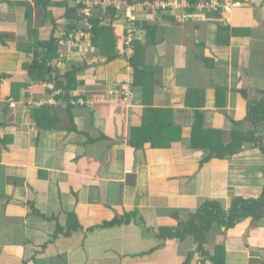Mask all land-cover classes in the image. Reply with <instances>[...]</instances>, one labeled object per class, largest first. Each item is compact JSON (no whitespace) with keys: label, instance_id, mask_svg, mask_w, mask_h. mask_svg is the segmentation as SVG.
I'll return each mask as SVG.
<instances>
[{"label":"crops","instance_id":"obj_1","mask_svg":"<svg viewBox=\"0 0 264 264\" xmlns=\"http://www.w3.org/2000/svg\"><path fill=\"white\" fill-rule=\"evenodd\" d=\"M88 1L100 3L93 9L100 26L113 29L120 55L113 61L92 46L91 29L80 30L87 33L82 48L68 44L72 21L64 11ZM162 1L182 7L158 13L139 2L126 7L120 0H54L40 16L51 24L54 16L56 25L38 28L32 24V10L39 9L34 0H0V264H183L194 240L159 239L160 229L178 228L208 200L228 210L234 198L262 195L259 148L244 144L235 155L226 150L206 159L211 149L247 132L248 105L264 96V0H195L198 6L217 1L219 10L191 15L185 0ZM114 7L120 13L113 20L107 10ZM132 17L158 24L157 45L149 46L141 27L135 45L126 44ZM50 36L60 40L61 59L54 65L61 74L72 62L88 66L72 103L56 99L61 93L53 83H33L25 69L41 51L37 43ZM142 48L147 53L140 59L156 71V86L148 93L131 87L129 101L111 95L112 88L133 82L127 55ZM218 88H224L220 94ZM73 103L77 131L69 129L67 106ZM46 104L56 108L57 129L52 120V128L36 125L33 114ZM196 112L203 115L202 128L192 141ZM146 118L152 126L157 120L180 128L181 139L163 148L131 147V141L158 138ZM162 137L158 141L168 144L176 135L166 130ZM259 137L264 139V122ZM30 203L43 214L62 215L63 224V213L75 212L82 229L43 251L55 223L35 215ZM126 212L137 213L130 224L103 227ZM208 236L206 251L225 264H264V219L246 218ZM191 264L212 263L195 254Z\"/></svg>","mask_w":264,"mask_h":264},{"label":"trees","instance_id":"obj_2","mask_svg":"<svg viewBox=\"0 0 264 264\" xmlns=\"http://www.w3.org/2000/svg\"><path fill=\"white\" fill-rule=\"evenodd\" d=\"M102 1V0H101ZM124 2L126 7L133 6L136 3H141L143 7H146L152 11H158V13H163L166 10L162 8L155 7L156 2H162V0H120ZM35 5L41 10H48L54 3V0H34ZM185 2L190 3V7L186 13L191 15L192 13L196 12V1L195 0H185ZM149 3L151 6H147L146 4ZM212 2L210 5L212 6ZM62 6L61 4H58ZM199 5V4H198ZM63 7V6H62ZM66 8V7H65ZM86 8V4L78 5L76 7H67L64 11L63 17L66 18L68 21H72L71 26L69 27V34L70 36L75 35L81 29L85 32L89 31L86 22H90L89 24L92 25L91 33H92V46L99 48L102 51L103 55L108 57V61H113L119 57V52L117 51V40L116 37H113L114 34L113 29L111 26L102 27L101 19L98 15L93 14L90 19L85 17L84 10ZM219 9L217 5L211 8H207L211 10ZM168 11V10H167ZM107 13H111L112 19L116 18L120 12L118 7L110 8L107 10ZM30 12L27 14L29 15ZM80 14V16L78 15ZM53 16V14L51 13ZM88 19V20H87ZM129 21L126 25V34L125 38L127 39L129 34ZM137 29L141 27L144 28L148 35H149V46L152 45L154 47L159 42L156 38V31L158 29V24H154L152 21L139 23L135 21ZM52 24L56 25V19L54 16L52 17ZM139 31L135 32L133 39L136 38ZM239 31H235L237 33ZM85 38V37H83ZM60 40L56 39L54 36H50L48 40L39 41L37 46L40 48L41 51L35 52L34 61L31 64H26L25 69L28 71L29 75L33 79V83L39 84H54L53 90L59 91L60 95L56 97L57 100L63 99L64 101L73 102L77 98H72L71 92L75 91L79 85V74H81L85 69H87V64L85 63H71V68L65 73L61 74V72L55 67L54 64H57L60 61ZM137 40L132 41V45L134 46ZM143 49V48H142ZM135 49V56L130 58L129 63L132 68L133 75V82H132V89L140 88L143 90L146 89L148 93L153 87L156 86V71L153 70L152 65H145L140 56L144 57L147 53V48L143 50H139L136 54ZM149 50V48H148ZM134 51V50H133ZM139 55V57H138ZM141 57V58H142ZM143 65V67H141ZM140 68H143L142 70ZM160 80V78H159ZM224 88H218V93L220 94V90L222 92ZM53 92L52 90L48 91ZM65 95V96H63ZM133 96V94L131 93ZM72 105L67 106V113L69 118V123L71 127L70 130L77 131L75 126V115L72 112ZM154 109V108H153ZM151 112L155 113L156 108ZM55 112L56 118L55 120H59L56 108L51 105L46 104L40 110H35L33 114V118L36 122V125L39 129H48L49 127H55L53 124L52 113ZM152 113V114H153ZM202 118L203 115L201 112H196L195 116V123L192 127V141L197 135L198 130L202 128ZM52 120V121H50ZM147 120V118L145 119ZM143 119V123L145 121ZM156 120V119H155ZM49 121L53 124V126L49 125ZM234 125H239V122L231 120ZM247 121V132H244L240 139H233L230 144L227 146H218L217 148H213L210 150V154L207 156L206 160L213 159V158H221L224 155L230 154L235 155L237 154L242 146L248 144L253 148H259L264 154V139L259 137V129L261 124L264 122V96L263 98L257 100L256 102H250L248 105V113L246 116ZM147 124L153 123V119L151 120L148 118ZM143 125V124H142ZM145 125L141 126L144 127ZM57 129V128H56ZM154 130V134L158 135V138L154 139L151 135L150 139L145 138L143 141H138V143H134L136 141H131V147L135 149H144L146 144L150 143L152 148L158 147H169L171 143L175 141H179L181 139L182 131L180 128H176L170 123L165 125V122H158L157 120L152 126ZM144 130V129H143ZM163 130V131H162ZM166 130H170L172 134H175L176 137L170 139L168 144L160 143L159 139H165L162 137ZM162 131V132H161ZM88 135V134H87ZM96 139L90 138V142L93 143ZM227 150V154H226ZM30 207L32 212L35 215H38L42 219L48 221L49 223H55V230L51 235V238L48 240L47 243L43 245V251L48 247L50 243L56 241L61 235L71 237L74 232L79 231L82 229V226L78 220L77 215L75 212H64L63 214L67 215V223L63 224L62 215L58 214H43L37 208L35 203H30ZM136 212H126L124 215L120 217H116L114 220L110 222L104 223L103 227L111 228L115 226H120L123 224H130L132 218L136 216ZM246 218H252L255 221H261L264 219V188L262 195L259 198H243L237 197L234 198L231 204V207L226 210L223 206V202L216 201V200H208L206 201L194 214H191L190 218L179 225L178 228H162L158 232L159 239L161 237L165 239H178L179 241L183 242L187 238H192L196 244V248L194 251H189L187 256L185 257V261L183 264H191L192 259L195 254H198L202 258V262L210 261L212 264H225V261L222 259L223 257L213 256L209 254L206 249L205 245L209 240V233L213 232L215 228L221 229V227H226L227 229L235 227L237 224L242 222ZM38 253V252H37ZM222 259V260H221ZM34 262V261H33ZM32 262H24V264H29Z\"/></svg>","mask_w":264,"mask_h":264},{"label":"built area","instance_id":"obj_3","mask_svg":"<svg viewBox=\"0 0 264 264\" xmlns=\"http://www.w3.org/2000/svg\"><path fill=\"white\" fill-rule=\"evenodd\" d=\"M98 4H100V3L94 4V2H92V1H88L86 3V8L84 10V14H85L86 18L89 19L90 16H92L93 9ZM146 5L147 6H151V4H149V3H147ZM177 5H178L177 2H165V1H162V2H156L155 7L162 8L164 10H168V9H173L174 10V9L179 7ZM215 5H217V7H219V3H217V1L212 4L213 7ZM197 8L203 10V8H201V7H197ZM87 27L89 29H91L92 25L87 23ZM137 31H139V29H137L135 20L133 18H130L129 34H128V37L126 39V44L128 46L132 45V41L134 40L133 36H134L135 32H137ZM85 36H87V33L83 32V31H79L75 35L70 36V41L68 42V44L70 45V47L73 50L80 49V48H82L81 39L83 37H85ZM128 81H129L128 86H130L132 84V81L130 79ZM128 86L127 87L120 86V87L112 88L110 90V94L113 95V96H116V97H123L124 100H128L129 101L132 98V95H131L132 90H131V86L130 87H128Z\"/></svg>","mask_w":264,"mask_h":264},{"label":"rangeland","instance_id":"obj_4","mask_svg":"<svg viewBox=\"0 0 264 264\" xmlns=\"http://www.w3.org/2000/svg\"><path fill=\"white\" fill-rule=\"evenodd\" d=\"M178 5L177 6H179L178 8H176V9H179V8H181L182 7V4H180V3H177ZM188 7V6H187ZM189 7H190V5H189ZM196 7H201V8H203L204 10H205V8H211V7H213V6H211L210 4H206L205 6H196ZM28 8V7H27ZM176 9H174V10H176ZM197 9L198 8H196V11H197ZM216 10H219L218 8L216 9ZM40 11H42V10H40V9H33L32 10V12H33V18H35V19H33L32 18V24H33V22L35 21V26L36 27H44L43 25H47V26H49V27H51L52 26V24H51V22H50V20H46V21H42V19H41V17L42 16H40V15H43V13H41ZM207 11H210V9H207ZM91 17V16H90ZM133 18V17H132ZM90 19V18H89ZM134 19V18H133ZM34 20V21H33ZM135 20V19H134ZM43 25H42V24ZM45 23V24H44ZM84 23H88V22H86V21H84ZM63 24H65V23H63ZM61 25V28H63L64 27V25ZM37 38V37H36ZM35 42V41H34ZM34 53V52H33ZM34 56H35V53H34ZM130 58H132V56H131V54L129 55H127V59L129 60ZM87 64V63H86ZM219 92H221V90L219 91Z\"/></svg>","mask_w":264,"mask_h":264}]
</instances>
